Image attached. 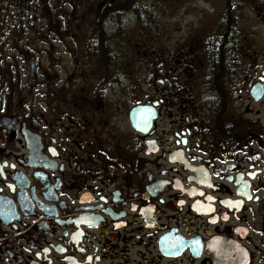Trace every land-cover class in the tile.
Wrapping results in <instances>:
<instances>
[{
    "label": "flooded vegetation",
    "instance_id": "flooded-vegetation-1",
    "mask_svg": "<svg viewBox=\"0 0 264 264\" xmlns=\"http://www.w3.org/2000/svg\"><path fill=\"white\" fill-rule=\"evenodd\" d=\"M119 1L0 0V264H264V0L233 65L189 45L146 96L95 26Z\"/></svg>",
    "mask_w": 264,
    "mask_h": 264
},
{
    "label": "rangeland",
    "instance_id": "rangeland-1",
    "mask_svg": "<svg viewBox=\"0 0 264 264\" xmlns=\"http://www.w3.org/2000/svg\"><path fill=\"white\" fill-rule=\"evenodd\" d=\"M125 1L120 0L117 4L120 6L115 5L110 8L108 16H118V10L123 9V12L120 13L121 16H119L122 25H120V31L117 29V33H122V36L116 37L117 43L114 46L116 49L119 45L122 50V73L125 72V84H130L129 86L132 88L136 84L137 87L142 88L143 96H146L147 93L153 94L151 87H153L154 82L164 81V72L168 69L163 70L162 67L166 68L169 65L172 71L168 76L178 79V71L183 68H189L192 77H195L199 73V66H211V60L214 62L213 59L209 58L212 52L211 48L219 43L220 39L223 51L217 70L223 66L233 65L234 57L231 52L230 38L228 35L223 34L225 31L222 32L220 27L225 28V23L230 20L231 14L233 15L237 9L235 15L239 14L241 26L249 19V14L253 17L250 12L252 0H152L153 3L148 0L146 1V7L149 11H152V14L149 17L147 15L138 16L140 19L138 20L133 12L128 16L127 11L124 10ZM112 10L117 14H114ZM225 10L227 12L222 15ZM213 13H218L221 20V25L218 26L217 31L219 38L215 36L213 40L208 39V46L206 47L203 45L204 43L199 41L200 32H210L216 18ZM250 21L254 23L253 19H250ZM95 26H97V23ZM85 28L89 29L88 26L83 27V29ZM139 28H143L141 31L145 35H142ZM113 30V26H107L108 33ZM124 34L126 39H123ZM141 41H144L153 50L152 54L146 53V56H150L140 57L142 53L139 50L144 46L141 43L136 46V43ZM187 47L191 49L189 50L190 58L187 56L184 60L191 59V63H184L183 68H180L179 63L183 59L181 51H187ZM202 49H207L208 55L205 54V57H202L199 61L196 58V52ZM117 68L118 63H116L115 71L111 72V76L115 74L118 77L119 71Z\"/></svg>",
    "mask_w": 264,
    "mask_h": 264
},
{
    "label": "trees",
    "instance_id": "trees-1",
    "mask_svg": "<svg viewBox=\"0 0 264 264\" xmlns=\"http://www.w3.org/2000/svg\"><path fill=\"white\" fill-rule=\"evenodd\" d=\"M117 1H119V0H117ZM129 1L131 2V0H126L125 3H124V5H125L124 10L127 11L128 16L130 15V13L133 12L137 16V19L140 20L139 17H141V15L142 16L147 15L149 17L152 14V11H149L147 9V7H146V1H148V0H140L141 1L140 2L141 3V7H139L138 5H134L136 3L135 0H133V2H131V4H130ZM126 2H127V4H126ZM137 2H138V0H137ZM153 2L154 1L151 0V3H153ZM100 4L101 3H97L96 7H95V18L97 20V26L99 24L100 19H104V18H111L117 24H122V23H120L121 20H120L119 16H121L120 13L123 12V9L118 10V16L117 15L108 16L110 14V10L100 9V7L103 6V5H100ZM112 12L114 14H117V12H115L113 10H112ZM103 25H104L103 21H101L99 26H103ZM86 33H87V30H86ZM221 45H222V42L220 40L219 43L215 44V46H212V48H211L212 52H211V55H209V58L213 59V61H214V62H212V60H211V66H213V67L214 66L217 67V66L220 65L221 53L223 51V48H222Z\"/></svg>",
    "mask_w": 264,
    "mask_h": 264
}]
</instances>
